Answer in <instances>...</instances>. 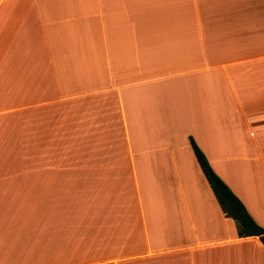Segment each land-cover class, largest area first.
Here are the masks:
<instances>
[{"label":"crops","instance_id":"crops-1","mask_svg":"<svg viewBox=\"0 0 264 264\" xmlns=\"http://www.w3.org/2000/svg\"><path fill=\"white\" fill-rule=\"evenodd\" d=\"M46 83L86 214L149 264H264L189 142L264 227V0H0V107Z\"/></svg>","mask_w":264,"mask_h":264},{"label":"rangeland","instance_id":"rangeland-1","mask_svg":"<svg viewBox=\"0 0 264 264\" xmlns=\"http://www.w3.org/2000/svg\"><path fill=\"white\" fill-rule=\"evenodd\" d=\"M42 89L49 95L0 107V264H149L107 212L86 214L83 173L70 192L68 148L52 144L60 100L51 83Z\"/></svg>","mask_w":264,"mask_h":264},{"label":"trees","instance_id":"trees-1","mask_svg":"<svg viewBox=\"0 0 264 264\" xmlns=\"http://www.w3.org/2000/svg\"><path fill=\"white\" fill-rule=\"evenodd\" d=\"M193 153L204 173L213 193L225 215L236 223L239 236L257 235L264 246V227L259 225L250 215L243 202L231 190L228 184L213 170L202 149L190 137Z\"/></svg>","mask_w":264,"mask_h":264}]
</instances>
